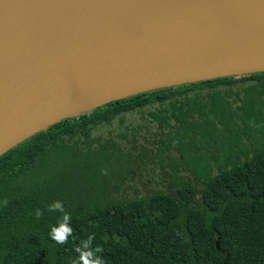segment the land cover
Masks as SVG:
<instances>
[{
  "label": "trees",
  "instance_id": "obj_1",
  "mask_svg": "<svg viewBox=\"0 0 264 264\" xmlns=\"http://www.w3.org/2000/svg\"><path fill=\"white\" fill-rule=\"evenodd\" d=\"M262 78L264 72H259L132 95L64 119L4 152L0 264H73L79 257L76 247L92 234V248L100 249L96 255L104 264H264V136L255 141L240 129L235 136L241 141L246 135L251 148L233 150L223 161L219 153L228 141L221 134L210 140L189 130V120L197 116L189 112L191 102L200 92L212 96L220 85ZM154 104L146 113L162 131L153 154L163 169L167 159L173 170L167 173L169 190L118 199L123 180L132 177L135 156L99 132L115 120L122 123L125 114L143 116ZM260 109L251 116L263 119ZM232 116L233 125L240 127L238 111ZM118 137L126 140L127 135ZM127 144L134 145L132 140ZM171 150L178 157L165 153ZM197 152L204 154L205 172L189 169ZM211 159L221 163L215 173ZM57 200L63 202L73 230L65 244L49 236L63 219V213L47 211ZM37 209L43 212L40 218Z\"/></svg>",
  "mask_w": 264,
  "mask_h": 264
},
{
  "label": "water",
  "instance_id": "obj_2",
  "mask_svg": "<svg viewBox=\"0 0 264 264\" xmlns=\"http://www.w3.org/2000/svg\"><path fill=\"white\" fill-rule=\"evenodd\" d=\"M264 72V0H0V155L156 89Z\"/></svg>",
  "mask_w": 264,
  "mask_h": 264
},
{
  "label": "rangeland",
  "instance_id": "obj_3",
  "mask_svg": "<svg viewBox=\"0 0 264 264\" xmlns=\"http://www.w3.org/2000/svg\"><path fill=\"white\" fill-rule=\"evenodd\" d=\"M194 88L196 89V87ZM191 95H193V92ZM192 98H195V94ZM261 102L263 105L260 104ZM236 105L239 106L238 110L235 108ZM154 106L156 104L146 107L143 116L139 112L125 114L122 123L115 120L108 129L99 132V134L102 133L103 136L118 142L122 150L127 151L129 149V152L135 156V163L131 168L132 177L123 180L121 189L117 190L115 194L118 199L144 196L149 191L167 192L169 190L167 188L169 180L167 173L173 170L166 164L167 159L163 162V165L165 164L163 169L161 167L162 164L159 163V158L153 154V152H156L157 141L160 139L162 131L158 127L157 122L146 113ZM259 107H261L260 110L264 108V78L261 81H249L243 85L237 83L231 86L220 85L212 92V96L200 92L198 97L193 99L189 112H196L197 116L195 119L189 120V130L197 131L200 136L204 134L210 140L215 139L218 133L221 134L222 139L228 141V146L224 148L226 151L218 153L227 157V153L229 154L233 150L244 149L245 146H248L249 138L246 135H242L241 141L238 140V136H235L240 129L245 130L250 139L255 141L264 136V118L262 119L259 115L255 118L251 116L255 110L258 112ZM253 109L255 110L253 111ZM234 111H238L240 117H242V121H239L240 127L233 125L232 112ZM207 115H210V117ZM216 115L220 116V119L214 120ZM212 121L216 127H213ZM220 123H225L226 126L221 128ZM166 130L163 129L165 132ZM121 133L127 135L126 140L118 137ZM128 140H132L134 145L127 144ZM142 149H145L144 158L139 157ZM165 153L172 157H178L175 150L166 151ZM202 155L204 154L197 152L189 159L190 170L207 171L206 164L201 158ZM210 161L213 163L214 160ZM212 172H216L215 168H212ZM181 173L186 174L184 172ZM118 252L123 253V249L119 248Z\"/></svg>",
  "mask_w": 264,
  "mask_h": 264
},
{
  "label": "clouds",
  "instance_id": "obj_4",
  "mask_svg": "<svg viewBox=\"0 0 264 264\" xmlns=\"http://www.w3.org/2000/svg\"><path fill=\"white\" fill-rule=\"evenodd\" d=\"M7 204V201H4ZM48 212L59 211L63 213V219L59 222V226H53L50 229L49 236L50 238L58 244H65L68 242V237L72 235V228L69 227L70 216L64 210V205L62 201H54L52 204L47 206ZM37 218H40L43 215V212L40 209H37L35 212ZM95 238V235H89L86 240H82L80 245L76 247L75 251L79 253L77 260L73 261V264H104L103 259L100 256L96 255V252H99L100 249L92 248V242Z\"/></svg>",
  "mask_w": 264,
  "mask_h": 264
},
{
  "label": "crops",
  "instance_id": "obj_5",
  "mask_svg": "<svg viewBox=\"0 0 264 264\" xmlns=\"http://www.w3.org/2000/svg\"><path fill=\"white\" fill-rule=\"evenodd\" d=\"M251 145H252V144L248 143V148H249V149L251 148ZM248 148H247V149H248ZM235 149H237V148H235ZM244 149H246V148H244ZM247 149H246V150H247ZM225 151H226V150H225ZM236 151H238V150H236ZM233 155L235 156V154H233ZM226 156H227V157L231 156V152H230L229 154L227 153ZM227 157H223V158H222L223 161H225V158H227ZM233 159H235V157H233ZM211 160H214V159H211ZM210 165H211V168H215V170L217 171L218 165H221V163L218 164V163H217V160H214L213 163L210 161Z\"/></svg>",
  "mask_w": 264,
  "mask_h": 264
}]
</instances>
